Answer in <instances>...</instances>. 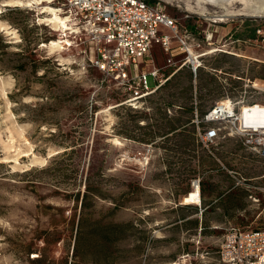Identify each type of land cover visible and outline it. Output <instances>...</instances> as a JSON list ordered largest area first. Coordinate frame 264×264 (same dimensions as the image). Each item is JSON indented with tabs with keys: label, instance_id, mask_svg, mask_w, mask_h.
Masks as SVG:
<instances>
[{
	"label": "rangeland",
	"instance_id": "1",
	"mask_svg": "<svg viewBox=\"0 0 264 264\" xmlns=\"http://www.w3.org/2000/svg\"><path fill=\"white\" fill-rule=\"evenodd\" d=\"M149 1L181 26L217 30L215 51L196 76L183 67L136 105L47 13L2 9L12 34L0 27V74L13 86L10 104L0 93V157L22 154L20 164L0 162V264H221L228 228H264V157L222 126L204 145L200 132L215 124L198 111L264 82V17L227 15L225 0L205 11L195 0ZM232 1L235 12L255 2ZM60 40L64 49L48 47ZM153 57L161 74L172 73L169 53L157 46ZM245 97L264 102L252 85ZM190 116L191 127L176 123ZM173 125L181 128L170 133ZM34 155L44 161L33 164ZM195 181L201 204H185Z\"/></svg>",
	"mask_w": 264,
	"mask_h": 264
},
{
	"label": "built area",
	"instance_id": "2",
	"mask_svg": "<svg viewBox=\"0 0 264 264\" xmlns=\"http://www.w3.org/2000/svg\"><path fill=\"white\" fill-rule=\"evenodd\" d=\"M52 2H57L56 10L66 20L68 35L75 40L72 44L86 45L89 66L100 72L105 81L123 88L125 100L132 105L155 93L183 67L196 76L204 58L214 50L210 46L217 30L181 26L160 5L146 0ZM157 46L170 55L168 66L173 71L166 77L155 66L153 50ZM150 64L153 68L147 72ZM149 75L155 80L154 87L149 86ZM250 85L264 93V89L249 82L238 99L223 98L204 115L201 122L215 124L200 132L204 145L220 139L224 127L229 136L241 138L247 148L264 157V102L246 99ZM192 185L200 190V181ZM261 189L264 191V184ZM218 254L223 264H264V228L246 230L231 226L223 236Z\"/></svg>",
	"mask_w": 264,
	"mask_h": 264
},
{
	"label": "bare ground",
	"instance_id": "3",
	"mask_svg": "<svg viewBox=\"0 0 264 264\" xmlns=\"http://www.w3.org/2000/svg\"><path fill=\"white\" fill-rule=\"evenodd\" d=\"M52 1L53 0H4L0 3V13H2V9L6 8V7H15V6H17V7H36L39 10H42L43 13H47V15L50 17L48 20L50 21V23H53L54 26L57 27L56 29H58V30L60 29L59 31H61V32H66V31H68V26L66 24V20L63 17L58 15L57 11L52 6ZM187 1L190 3L192 0H187ZM195 1H196V6L198 8H200V10L205 11V6H204L205 3H207V2L208 3H215V2H218L219 0H195ZM225 1L228 4V5L225 4L226 5L225 9H226L227 15L236 13L238 15L249 14L252 16L264 17V0H255L254 4H251V5L246 4L244 6L243 10H239L237 12H235L229 8V6L232 7V4H234V2L232 0H225ZM220 19H223V18H220ZM0 27L2 30H6L7 33L12 34V32H10L9 29H7L6 26L1 23V21H0ZM62 43H63L62 40L52 41L48 47H50L51 49H54V50H56V48L62 49L63 48L61 45ZM255 84H256V86L264 89V82L263 81L256 80ZM12 86H13V82L10 81L9 79L3 77L0 74V93H1L2 97L6 100L7 104H10L9 100H8V92L12 88ZM7 110H8L9 117H14L11 110L9 108H7ZM20 134L22 135V133H20ZM21 154H22V152L20 151L14 157H12V156H6L4 158L0 157V162L1 161H9V160L12 161V159H13L14 162L20 164L19 156ZM146 160L147 159H145V161ZM43 161H44V159H41L36 155L33 156V160H32L33 164L43 162ZM145 161H143L142 164H144ZM201 201L202 200H201L200 190H199V188H196V187H194L193 191L190 192L189 195H187L184 198L185 204L200 205ZM176 264H178V263H176Z\"/></svg>",
	"mask_w": 264,
	"mask_h": 264
},
{
	"label": "trees",
	"instance_id": "4",
	"mask_svg": "<svg viewBox=\"0 0 264 264\" xmlns=\"http://www.w3.org/2000/svg\"><path fill=\"white\" fill-rule=\"evenodd\" d=\"M148 2L151 3V1H149V0H148ZM189 29H191V30H195L194 26L189 27ZM253 36H254V35L252 34V37H253ZM24 67H25V65H22V66H21L22 69H23ZM191 76H193L192 73H191ZM198 111H199L201 117H203V116L207 113V110L204 109V108H203V109L201 108V109L198 110ZM187 112L190 113V114H193V112H194V108H193V107L188 108V109H187ZM176 123H178V124L181 123L182 127H185V126L191 127V126L193 125V124H192V116H190V117L185 121V123H183L181 120H177ZM179 128H181V126H178V125H173V126H171V128H170V133H171V132H172V133H176V131H177ZM193 138H194V137H193ZM194 139H195V138H194ZM88 191H89V190H88ZM246 195H247V194H246L244 191H241L240 193H236V194H234L233 196H235L236 198H243V197L246 196ZM87 198H88V195L86 194V195L84 196V198L82 199V206H83V207L86 206L85 202H86ZM237 200H238V199H236L235 201L230 200L229 202H230V203H234V202H236ZM205 212H206V210L203 211L202 215H204ZM196 213H198V211H196ZM196 223H198V220L196 221ZM123 227H126L127 229H134V228H135V226H134L133 223H126V224L123 225ZM76 250H77V246H75V251H76ZM221 264H223V263H221Z\"/></svg>",
	"mask_w": 264,
	"mask_h": 264
}]
</instances>
